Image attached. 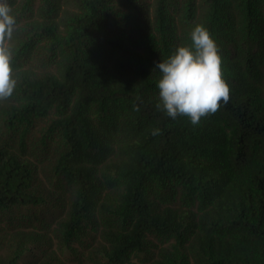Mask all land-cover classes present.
Masks as SVG:
<instances>
[{
	"label": "trees",
	"instance_id": "1",
	"mask_svg": "<svg viewBox=\"0 0 264 264\" xmlns=\"http://www.w3.org/2000/svg\"><path fill=\"white\" fill-rule=\"evenodd\" d=\"M7 3L0 264H264V0ZM197 25L230 91L192 125L154 69Z\"/></svg>",
	"mask_w": 264,
	"mask_h": 264
},
{
	"label": "clouds",
	"instance_id": "2",
	"mask_svg": "<svg viewBox=\"0 0 264 264\" xmlns=\"http://www.w3.org/2000/svg\"><path fill=\"white\" fill-rule=\"evenodd\" d=\"M10 13L7 0H0V101L11 97L16 87L12 51L7 43L16 25ZM190 39V47H178L168 59L155 64L154 70L160 73L156 107L173 120L186 116L192 125H197L202 117L216 113L221 101L228 103L230 90L222 78L219 49L208 30L197 25ZM152 134L158 135L159 129Z\"/></svg>",
	"mask_w": 264,
	"mask_h": 264
}]
</instances>
